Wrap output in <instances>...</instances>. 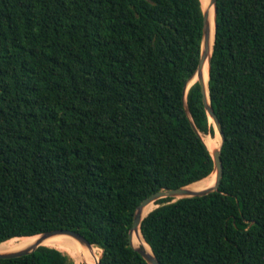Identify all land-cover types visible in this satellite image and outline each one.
<instances>
[{
  "label": "trees",
  "instance_id": "obj_1",
  "mask_svg": "<svg viewBox=\"0 0 264 264\" xmlns=\"http://www.w3.org/2000/svg\"><path fill=\"white\" fill-rule=\"evenodd\" d=\"M216 17L224 175L143 219L161 264H264V0H218ZM203 25L201 0H0V243L64 228L101 264H149L130 240L140 203L215 168L186 109L215 136L199 82L185 93ZM0 264L75 262L41 245Z\"/></svg>",
  "mask_w": 264,
  "mask_h": 264
},
{
  "label": "water",
  "instance_id": "obj_2",
  "mask_svg": "<svg viewBox=\"0 0 264 264\" xmlns=\"http://www.w3.org/2000/svg\"><path fill=\"white\" fill-rule=\"evenodd\" d=\"M217 5H218V0H209V3L206 8L203 7L204 11V25H203V43H202V54H201V59L200 63L197 69V72L195 76H197V81L199 82L203 94V102L205 109L207 111V114L209 116V119L212 118L214 121V127L215 130L219 131L221 136H222V145L219 148L214 149L211 151L214 162H215V168L213 173H216V181L214 185L210 187H206L203 189H192L189 188L188 186H183V187H177V188H163L147 198H145L140 205L138 206L135 216H134V221H133V226L130 231V240L132 246L145 258V260L149 264H161L159 261L158 257L154 254L153 250L148 251L143 245H137L134 243V238L136 235H139L140 232L142 233L141 230V224L143 219L151 212L145 214L146 208L157 202L158 200L162 198H167L171 197L173 198V201H176L181 198H186V197H200L204 195H208L211 192L217 191L221 185V181L224 175V165H223V160H222V147L225 142V134L221 125V122L211 104V98H210V91L209 90V83L206 84L204 80V68L206 65V62L209 61V73L211 69V64H212V53L214 49V43H215V37H216V27L217 24L215 22V36H214V41L212 40V25H211V8L214 6L215 7V13L217 16ZM217 19V17H216ZM195 81V82H197ZM190 86L192 85H187L185 88V93L189 90ZM187 112L191 118L192 125L194 129L197 131V133L203 138L202 133L199 131L197 128L192 115L190 113V110L188 106H186ZM204 140V138H203ZM159 206V205H158ZM157 206V207H158ZM156 207V208H157ZM56 235H67L75 240H77L81 245L88 247L90 249H93L95 246L92 244L83 234H81L78 231L71 230V229H55L51 231L44 232L42 234H39L40 239L33 244L30 247L23 248L20 250H13V251H7V252H0V259L2 258H14V257H20L24 256L27 254L32 253L35 251L39 246L44 245L42 241L45 238L51 237V236H56ZM152 249V248H151ZM86 264H90L89 262H84ZM101 264V257L98 259V263Z\"/></svg>",
  "mask_w": 264,
  "mask_h": 264
},
{
  "label": "bare ground",
  "instance_id": "obj_3",
  "mask_svg": "<svg viewBox=\"0 0 264 264\" xmlns=\"http://www.w3.org/2000/svg\"><path fill=\"white\" fill-rule=\"evenodd\" d=\"M202 5L204 8L207 7L209 0H201ZM215 22H216V13H215V7L213 6L211 8V25H212V40L214 41L215 36ZM209 61L206 62L205 68H204V80L205 83H209L210 73H209ZM194 78V77H193ZM192 78V79H193ZM194 79H197V76H195ZM193 81V80H191ZM189 83V82H188ZM209 92V90H208ZM210 122H214L212 118H210ZM204 142L206 143L207 147L213 151L216 148L221 147L222 145V136L219 131H217L215 136H212L210 134H206L204 136ZM218 145V146H217ZM217 146V147H216ZM216 147V148H215ZM216 181V173L211 174L210 176L197 181L195 183L190 184L188 187L192 189H203L206 187H210L214 185ZM158 206V203L155 202L151 205H149L146 208L145 214L149 213L153 209H155ZM41 236L34 235V236H25V237H14L7 241H4L0 243V252H7V251H13L15 249H23L32 246L35 244ZM42 243L44 245H48L51 247H56L64 252L69 253L73 258H75L76 264H80L81 257L83 254H95L97 256L96 263H92L89 259H86L91 264H97L98 259L101 257L98 254V249L94 247L93 249H90L88 247H85L81 245L77 240L67 236V235H56L51 236L48 238H45ZM134 243L137 245H143L148 251H151V247L148 244V242L145 240L143 234L140 232L139 235H136L134 238Z\"/></svg>",
  "mask_w": 264,
  "mask_h": 264
},
{
  "label": "rangeland",
  "instance_id": "obj_4",
  "mask_svg": "<svg viewBox=\"0 0 264 264\" xmlns=\"http://www.w3.org/2000/svg\"><path fill=\"white\" fill-rule=\"evenodd\" d=\"M194 78H195V76H194ZM191 79V80H193V81H191L190 80V82H189V85H192V84H194L195 83V81H197V79ZM214 123V122H213ZM216 133H217V130H215V135H216ZM202 136H203V138H204V136H205V134H202ZM218 146V145H217ZM216 146V147H217ZM215 147V148H216ZM96 247V246H95ZM97 249H98V254L100 255V256H102V253H103V250L101 249V248H99V247H96ZM15 250H18V249H15ZM67 253V252H66ZM69 254V253H68ZM70 255V254H69ZM71 256V255H70ZM72 258H73V256H71ZM74 259V262H75V258H73ZM75 264H76V262H75Z\"/></svg>",
  "mask_w": 264,
  "mask_h": 264
}]
</instances>
